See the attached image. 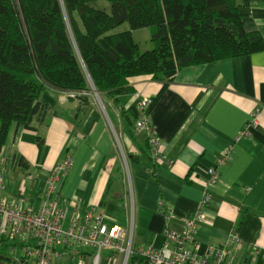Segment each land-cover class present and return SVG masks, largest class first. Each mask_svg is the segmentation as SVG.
<instances>
[{"label":"crops","instance_id":"obj_1","mask_svg":"<svg viewBox=\"0 0 264 264\" xmlns=\"http://www.w3.org/2000/svg\"><path fill=\"white\" fill-rule=\"evenodd\" d=\"M243 12L246 30L264 39V0H252ZM132 83L137 92L119 96L118 107H135L140 98L161 91L148 113L162 146L159 157L152 158L143 130L129 133L110 101L111 119L101 104L99 108L92 100L81 112L79 99L48 86L40 97L47 108L31 122L33 130L10 126L0 150V195L11 199L19 194L30 202L27 197L38 195L54 164L68 155L72 163L59 183L62 194L72 191L80 209L94 204L106 211L101 202L106 204L117 137L138 160L130 163V190L126 181L136 249L160 245L165 230L181 231L189 215L195 218L200 212L192 245L199 252L222 244L233 231L244 241L241 257L253 254L248 244L264 251V50L185 67L169 81L142 77ZM225 151L229 156L223 161ZM211 168L218 177L206 188ZM205 193L210 198L203 202ZM118 194L114 191V199L120 200ZM113 204L123 210L128 203ZM124 214L127 218L118 222L126 227ZM122 263L123 254L101 252L99 264Z\"/></svg>","mask_w":264,"mask_h":264},{"label":"trees","instance_id":"obj_2","mask_svg":"<svg viewBox=\"0 0 264 264\" xmlns=\"http://www.w3.org/2000/svg\"><path fill=\"white\" fill-rule=\"evenodd\" d=\"M251 3L0 0V150L13 123L33 130L31 122L47 108L40 102L45 87L75 93L72 98L79 99V110L86 112L93 92L89 79L109 118L110 101L134 136L136 107H118L119 96L137 92L134 79L169 81L185 67L264 50L261 34L245 28L243 10ZM124 23L128 29L118 30ZM140 28L149 29L152 45L143 52L133 39V31ZM160 92L150 97L147 116ZM126 157L131 164L138 161L135 155ZM19 164L25 167L22 159ZM110 185L109 179L107 190ZM101 204L110 215L121 209L112 202ZM4 255L0 249V260Z\"/></svg>","mask_w":264,"mask_h":264},{"label":"built area","instance_id":"obj_3","mask_svg":"<svg viewBox=\"0 0 264 264\" xmlns=\"http://www.w3.org/2000/svg\"><path fill=\"white\" fill-rule=\"evenodd\" d=\"M151 102L150 97H142L136 103L135 129L146 133L152 158H157L162 146L145 113ZM228 156L225 151L221 159L224 161ZM0 162L2 165L3 161ZM71 163L68 155L59 159L38 195L27 197L30 202L19 194L11 199L0 195V249L6 253L0 264H85L86 259L89 264H99L104 250L123 254L122 264H264V251L254 244L247 245L254 251L251 256H240L244 241L234 231L222 244L209 245L199 252L192 245L195 219H201L200 212L195 213V218L189 215L181 231L165 230L160 245L136 249L132 242V208L125 227L98 205L80 209L78 199L70 201L62 194L59 183ZM217 177L216 169H209L205 187ZM3 187L0 170V189ZM209 198L205 193L202 201ZM162 206L159 202L158 207L165 214Z\"/></svg>","mask_w":264,"mask_h":264},{"label":"rangeland","instance_id":"obj_4","mask_svg":"<svg viewBox=\"0 0 264 264\" xmlns=\"http://www.w3.org/2000/svg\"><path fill=\"white\" fill-rule=\"evenodd\" d=\"M118 29H128V24L124 23L121 26H119ZM133 39L136 43H138L141 52H143L145 50H149L152 47V45L149 41V29L148 28H140V29L134 30L133 31ZM74 96H75V93H73V97ZM91 98L93 100V103L95 105H98L99 108H101L100 104L103 108L105 107L103 102H102V98L99 97V99H98V97L95 96V94L93 92H91ZM105 111H106V107H105ZM107 117H108V115H107ZM126 154L127 153H126L122 143L116 137L115 155H114L115 159L112 161L113 168H111L112 170L109 172V179L111 180V185H110L109 190H107V188L105 186L104 192L109 191L105 195L106 203L112 202V203L118 204V203H121L123 200H126V203H128L126 205H123V210H121V209L118 210L119 211L118 214L120 216H119V218H117V217L116 218L121 220V221L123 220V218H125V219L127 218V215L124 214V211H126V213H128V217L130 216V207H131L129 205L128 200H127L126 181L129 184L128 190H130V182H131L130 171L132 174V170H131L129 160L126 157ZM115 167L119 169L120 173H118L115 170ZM106 174H107V172H106ZM23 181H24L25 185L28 186L29 180L23 179ZM114 191L119 192L118 196H119L120 200L114 199L112 197V195L114 196ZM64 196L67 199H69L70 201H73L74 195H73L72 191L69 194H64ZM127 209H128V212H127ZM132 242H133V239H132Z\"/></svg>","mask_w":264,"mask_h":264},{"label":"water","instance_id":"obj_5","mask_svg":"<svg viewBox=\"0 0 264 264\" xmlns=\"http://www.w3.org/2000/svg\"><path fill=\"white\" fill-rule=\"evenodd\" d=\"M89 83H90V85H91V89L93 90V93H94V94H95V96H97V97H98V99H99L98 93L95 91V89H94V87H93V85H92V83H91L90 79H89ZM98 99H97V100H98Z\"/></svg>","mask_w":264,"mask_h":264}]
</instances>
